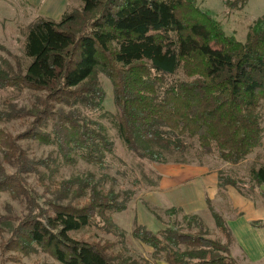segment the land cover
I'll return each mask as SVG.
<instances>
[{
	"label": "trees",
	"instance_id": "trees-1",
	"mask_svg": "<svg viewBox=\"0 0 264 264\" xmlns=\"http://www.w3.org/2000/svg\"><path fill=\"white\" fill-rule=\"evenodd\" d=\"M81 1L80 11L57 22L40 18L28 26L23 54L32 62L12 77L0 69V87L41 96L27 111H0V123L28 117L31 123L21 138L54 146L67 165L82 160L102 167L104 155L112 152L94 114L111 118L127 151L141 159L165 162L157 154H183L196 142L202 154L215 153L236 165L260 147L264 19L239 42L202 13L196 0ZM247 1L226 4L241 9ZM97 70L112 85L115 112L109 117ZM5 164L15 173L9 175ZM40 167L47 169L48 161L29 160L15 138L0 129V195L16 197L21 191L30 206L18 225L10 216L0 220V233L11 236L6 249L29 253L38 248L59 264H138L121 258L115 263L108 242L71 236L91 226L113 227L108 214L124 211L125 200L111 189L98 190L89 179L72 178L58 184L65 195L42 208L21 177L41 175ZM250 176L264 186V166ZM227 184L235 185L220 179L221 187ZM212 217L226 247L204 236L193 216L157 233L137 224L132 236L152 249V259L166 264H236L229 257L230 230L220 216Z\"/></svg>",
	"mask_w": 264,
	"mask_h": 264
},
{
	"label": "rangeland",
	"instance_id": "rangeland-1",
	"mask_svg": "<svg viewBox=\"0 0 264 264\" xmlns=\"http://www.w3.org/2000/svg\"><path fill=\"white\" fill-rule=\"evenodd\" d=\"M57 1L49 0V11H45L48 4L33 7L26 0H0V69L10 77L18 72L23 74L32 62L23 54L24 38L29 25L40 18L57 22L63 14L78 12L82 8L81 0H66L60 5ZM227 2L231 3L233 0H196V5L220 26L226 36H233L237 41L244 42L249 28L257 20L264 19V0H248L241 9L228 8ZM95 74L105 93L103 111L109 117L115 112L112 85L100 70ZM40 96V93L27 89L0 87V111L9 113L15 110L14 114L21 110L27 111ZM79 109L83 115H87ZM259 113L261 145L236 165L219 160L215 153L202 154L196 142L191 143V147L183 154H157L165 162L138 158L127 151L110 122L111 118H99L98 114H94L92 119L101 125L113 146L112 152L104 155L102 167L82 160L74 165H67L60 159L54 146L33 138L22 139L23 131L31 123L24 115L9 122H1L0 129L15 138L16 144L29 160L48 161L47 169L39 168L41 175H21L28 195L30 190L38 195L36 201L40 207L46 208L49 201L64 196L65 191L60 193L58 184L72 178L89 179L91 184L97 185L98 190L105 192L111 189L119 195V201H126L124 211L108 214L113 227L106 229L103 226H91L71 235L76 240L100 245L108 242L111 246L108 254L115 259V263L121 258L138 264H166L152 259V249L133 238L134 227L138 224L157 233L177 222L181 223L183 216L198 218L204 236L226 247V236L216 227L212 217L214 213L225 221L230 230L232 242L228 246L229 257L236 264H263L264 186H258L250 176L252 170L264 166V105ZM192 166L209 174L205 176L196 169L179 171ZM5 169L9 175L15 173L7 164ZM212 175L216 176V195L212 198L210 195L201 196L205 179ZM220 179L235 185L221 187ZM161 186L162 190L159 189ZM19 195H0V220L10 216L14 224L18 225L27 218L30 209L28 200L21 191ZM171 209L181 210L168 215L167 212ZM10 237L7 233H0V264H59L38 248L29 253L6 249L5 244ZM252 255L261 257L256 256L252 262Z\"/></svg>",
	"mask_w": 264,
	"mask_h": 264
},
{
	"label": "crops",
	"instance_id": "crops-1",
	"mask_svg": "<svg viewBox=\"0 0 264 264\" xmlns=\"http://www.w3.org/2000/svg\"><path fill=\"white\" fill-rule=\"evenodd\" d=\"M27 1V3L30 5V6H33V7H38L39 6V4H48L47 6V9L45 10V11H49V0H26ZM65 1L66 0H58L57 1V3H58V5H60V4H64L65 3ZM187 168V167H186ZM186 168H181V170H179L180 172H182V171H185V172H188V171H186V170H189V171H192V170H198L199 172H203L204 174H205V176L207 175V174H209V173H206V171H204V170H202V169H200V168H197V167H195L194 168V166H192V167H188V169H186ZM190 168H193V169H190ZM215 179H216V176L215 175H212L211 177H209V178H207V179H205V181H204V184H203V187H202V189H201V196H206L207 197V195H210L209 197H214L215 195H216V181H215ZM163 188H164V185H163ZM162 188V186H161V188H159L160 190H162L163 189ZM206 202V201H205ZM179 207H181V208H183V209H185L184 208V206H179ZM187 208V207H186ZM229 229V228H228ZM253 257H252V262H254V258L256 257V256H258V257H261V255H252ZM262 256H264V255H262ZM261 261H264V259L263 260H261Z\"/></svg>",
	"mask_w": 264,
	"mask_h": 264
}]
</instances>
